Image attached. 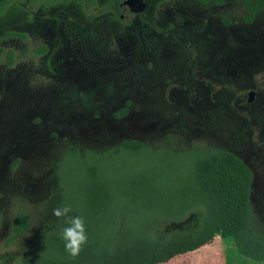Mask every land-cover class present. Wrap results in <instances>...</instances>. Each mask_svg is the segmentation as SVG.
I'll return each instance as SVG.
<instances>
[{
    "label": "rangeland",
    "instance_id": "374dc122",
    "mask_svg": "<svg viewBox=\"0 0 264 264\" xmlns=\"http://www.w3.org/2000/svg\"><path fill=\"white\" fill-rule=\"evenodd\" d=\"M142 1L132 13L123 0H0V264L41 238L71 145L232 150L252 169L264 226V12L246 21L238 0ZM19 211L30 225L9 242ZM227 247L216 235L160 264H227Z\"/></svg>",
    "mask_w": 264,
    "mask_h": 264
},
{
    "label": "trees",
    "instance_id": "16d2710c",
    "mask_svg": "<svg viewBox=\"0 0 264 264\" xmlns=\"http://www.w3.org/2000/svg\"><path fill=\"white\" fill-rule=\"evenodd\" d=\"M196 1L218 5L225 0ZM238 1L246 21L264 12V0ZM85 2L88 7L96 4ZM12 54L8 52L10 62ZM59 177L44 212L41 238L15 264H160L212 242L216 235L228 244L227 264H264V226L251 200L253 172L232 150L176 152L135 138L102 151L71 145ZM65 203L85 218L88 239L75 256L65 250L60 235L64 218L52 212ZM182 221L181 227L171 226ZM29 225V214L17 212L9 242Z\"/></svg>",
    "mask_w": 264,
    "mask_h": 264
},
{
    "label": "clouds",
    "instance_id": "9594fccd",
    "mask_svg": "<svg viewBox=\"0 0 264 264\" xmlns=\"http://www.w3.org/2000/svg\"><path fill=\"white\" fill-rule=\"evenodd\" d=\"M73 208L70 204L65 203L52 209L57 217H63L65 226L61 229L60 235L64 242L65 250L75 256L79 253L80 248L88 239L85 218L82 214H73Z\"/></svg>",
    "mask_w": 264,
    "mask_h": 264
},
{
    "label": "water",
    "instance_id": "95a60500",
    "mask_svg": "<svg viewBox=\"0 0 264 264\" xmlns=\"http://www.w3.org/2000/svg\"><path fill=\"white\" fill-rule=\"evenodd\" d=\"M124 3L129 5L132 8H137L140 9L143 6V1L142 0H124ZM254 95V91H249L248 93V100H252Z\"/></svg>",
    "mask_w": 264,
    "mask_h": 264
},
{
    "label": "flooded vegetation",
    "instance_id": "af4514ba",
    "mask_svg": "<svg viewBox=\"0 0 264 264\" xmlns=\"http://www.w3.org/2000/svg\"><path fill=\"white\" fill-rule=\"evenodd\" d=\"M121 4H122V5H123V4L125 5L124 0H123V2H122ZM126 6L128 7L129 11L132 12V13H141V12L143 11V9H144V3H143V6H142L140 9L132 8V7H130V6L127 5V4H126ZM120 16H121V17H124V14H121ZM250 91H251V90H250ZM252 91H253V90H252ZM247 101H248V102H251L252 100L249 101V100L247 99Z\"/></svg>",
    "mask_w": 264,
    "mask_h": 264
}]
</instances>
